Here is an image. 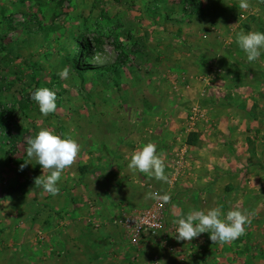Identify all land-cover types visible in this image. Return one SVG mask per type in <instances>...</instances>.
<instances>
[{
	"label": "rangeland",
	"instance_id": "rangeland-1",
	"mask_svg": "<svg viewBox=\"0 0 264 264\" xmlns=\"http://www.w3.org/2000/svg\"><path fill=\"white\" fill-rule=\"evenodd\" d=\"M259 1L262 10L239 11L238 0H0V264H264V205L256 215L255 181L246 209L235 204L239 196L223 200L225 179L216 181L214 201L180 186L194 174L216 176L214 169L198 170L214 158L193 149L199 125L207 132L215 125L208 92L187 85L217 77L224 64L214 49L236 47L231 29L253 23L262 30L264 0H248ZM226 35L230 43L220 46L217 39ZM78 40L88 44L77 49L79 67L109 64L120 48L130 51V65L118 76H78L67 60ZM64 68L69 75L62 80ZM42 87L57 94L48 116L30 99ZM41 128L73 135L81 145L54 197L35 187L43 169L26 156L27 140ZM147 142L165 163L166 182L127 168L125 157ZM242 177L256 179V168ZM149 191L169 200L146 199ZM217 206L249 214L242 236L225 244L209 233L175 239L174 219ZM154 207L163 228L134 241L124 220Z\"/></svg>",
	"mask_w": 264,
	"mask_h": 264
},
{
	"label": "crops",
	"instance_id": "crops-1",
	"mask_svg": "<svg viewBox=\"0 0 264 264\" xmlns=\"http://www.w3.org/2000/svg\"><path fill=\"white\" fill-rule=\"evenodd\" d=\"M249 7L258 8L259 10L263 8L261 1L256 4L249 2ZM229 18L231 17L227 19ZM215 19L216 23L226 24L225 18L217 20L216 17H213V21ZM258 22L264 26V16L262 14H260ZM235 29L237 31L231 29L230 39L233 35V40H235L236 33L240 31H260V29L254 27L253 23L249 25L240 24ZM261 31L264 32V27ZM228 35L217 39L220 46V41H224L225 44L230 43ZM224 43L222 44L223 47L226 46ZM233 46H230L228 50L214 49L216 59L218 61L222 59L224 65L219 66L217 77L215 76L216 78L212 82H209L210 78L203 77L202 79L200 77L197 80L192 79L190 86L187 85L188 88L195 85L194 90H199L202 95L208 92V99L205 100L212 123L215 125L210 132H207L202 124L199 125V144L194 145L193 149L198 156L206 158L205 153H207L208 157L214 158L215 164L202 163L198 165V170L206 168L210 174V171L212 172V169H214L216 176L210 177L208 174L209 177H205L203 173L198 174V176L194 174L192 176L193 181L187 182L185 179L180 186L190 184L188 190L196 197L198 193L210 194L211 201H214L213 187L218 179H225L224 190L226 194L224 193L223 200L226 202L231 196L236 198L239 196L238 200L234 201L235 204L240 203L246 209L249 207L246 203L248 202L247 198L252 197L251 193L249 194L246 191L249 185H253L255 181L256 201L259 200V203L261 201V205L256 207V215H259L260 212L263 214L262 207L264 205L260 193V188L264 186V52L257 61L250 63L238 45H235L236 49ZM220 148L224 151L223 153L219 150ZM214 152L217 154H214ZM242 162L245 163L243 168L241 167ZM252 167L256 168L257 178L249 181L247 177L242 176L246 170ZM241 186H243L242 189ZM201 187H205L204 190H200ZM186 198L189 197L186 196ZM70 206L75 209V205L72 203ZM229 206L232 208V205L229 204ZM180 211L182 215V208ZM79 232L82 233L80 230ZM85 232H87V229Z\"/></svg>",
	"mask_w": 264,
	"mask_h": 264
},
{
	"label": "clouds",
	"instance_id": "clouds-1",
	"mask_svg": "<svg viewBox=\"0 0 264 264\" xmlns=\"http://www.w3.org/2000/svg\"><path fill=\"white\" fill-rule=\"evenodd\" d=\"M239 11L249 8L248 0H238ZM235 42L242 50L248 62L257 61L264 52V32L240 31L235 35ZM60 79L69 75L68 68L57 74ZM30 99L38 106L42 116L54 113L57 108V94L47 87L36 88L30 93ZM26 156L29 161L33 158L43 169V174L34 179L35 187L51 196L60 192L58 182L64 170L75 162L81 145L73 135L56 133L48 128H41L33 138L27 140ZM127 168L132 173H140L148 178L166 182L165 163L157 154L156 145L147 142L126 156ZM24 164L20 166L23 170ZM146 199L169 200L168 195L161 196L158 192L149 191ZM175 224V239L177 241H192L193 238L209 233L214 243H229L235 241L245 233V227L251 223L249 214L240 209H229L223 206L212 207L207 210H189L187 214L173 220Z\"/></svg>",
	"mask_w": 264,
	"mask_h": 264
},
{
	"label": "trees",
	"instance_id": "trees-1",
	"mask_svg": "<svg viewBox=\"0 0 264 264\" xmlns=\"http://www.w3.org/2000/svg\"><path fill=\"white\" fill-rule=\"evenodd\" d=\"M87 45H85V43L80 42L79 40L75 41L73 44V47L71 48L73 52L68 56V59H67L68 62L70 63L69 64L70 70L75 71L78 76H84L85 73H90V72L92 74L109 75L112 77L118 76L123 72L124 67H128L130 65L129 63L130 51L120 48L117 51V55L114 61H111L109 64L98 65V66L84 64L83 67H79L76 64V60L79 58V52H77V49L82 50L85 47L87 48Z\"/></svg>",
	"mask_w": 264,
	"mask_h": 264
},
{
	"label": "built area",
	"instance_id": "built-area-1",
	"mask_svg": "<svg viewBox=\"0 0 264 264\" xmlns=\"http://www.w3.org/2000/svg\"><path fill=\"white\" fill-rule=\"evenodd\" d=\"M160 208H149L136 217H127L124 220V228L135 240L156 236L164 226V220Z\"/></svg>",
	"mask_w": 264,
	"mask_h": 264
}]
</instances>
